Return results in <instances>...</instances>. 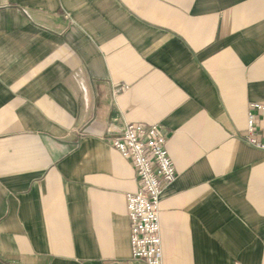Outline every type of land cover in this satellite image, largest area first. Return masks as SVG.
Listing matches in <instances>:
<instances>
[{"label":"crops","instance_id":"1","mask_svg":"<svg viewBox=\"0 0 264 264\" xmlns=\"http://www.w3.org/2000/svg\"><path fill=\"white\" fill-rule=\"evenodd\" d=\"M256 103L264 0H0V264H144L107 142L127 124L161 127L177 174L161 264H264Z\"/></svg>","mask_w":264,"mask_h":264},{"label":"built area","instance_id":"2","mask_svg":"<svg viewBox=\"0 0 264 264\" xmlns=\"http://www.w3.org/2000/svg\"><path fill=\"white\" fill-rule=\"evenodd\" d=\"M255 115L264 116V105H249L244 141L264 151V142L254 134ZM107 142L130 162L139 185L126 197L131 258L144 264H161L159 204L164 187L177 175L167 151L166 133L157 125L127 124Z\"/></svg>","mask_w":264,"mask_h":264}]
</instances>
